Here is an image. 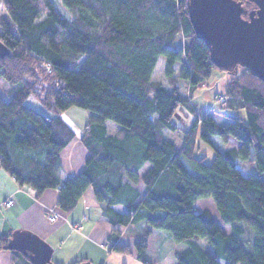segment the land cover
Wrapping results in <instances>:
<instances>
[{
    "label": "trees",
    "instance_id": "1",
    "mask_svg": "<svg viewBox=\"0 0 264 264\" xmlns=\"http://www.w3.org/2000/svg\"><path fill=\"white\" fill-rule=\"evenodd\" d=\"M0 1L15 26L14 32L0 21V40L8 48L0 56V79L10 93L0 96V166L18 186H30L38 195L58 189L57 207L64 212L91 187L111 222L143 228L133 249L144 264H151L147 247L153 229L185 244L175 253V264H264V179L246 176L237 166L253 149L256 168L264 171V80L246 68L226 84L229 99L214 110L226 123L212 112H196L195 88L214 68L227 71L214 65L196 36L187 0ZM159 56L165 57V84L152 78ZM186 83L189 95L181 89ZM31 94L56 112L70 106L88 110L80 136L88 153L77 174L64 179L58 174L73 128L27 104ZM186 109L197 119L184 130L178 118ZM107 120L116 124L115 132H109ZM164 129L180 131L181 142L168 139ZM198 130L206 140L218 135L239 144L215 148L207 162L197 155ZM146 162L150 167L139 176ZM139 180L143 195L133 187ZM203 197L213 199L219 219L207 208L194 210ZM114 204L126 212L114 211ZM247 227L250 249L243 242ZM117 236L111 230L108 249L131 253ZM10 237L0 236V248ZM11 251L31 264L23 253Z\"/></svg>",
    "mask_w": 264,
    "mask_h": 264
},
{
    "label": "crops",
    "instance_id": "2",
    "mask_svg": "<svg viewBox=\"0 0 264 264\" xmlns=\"http://www.w3.org/2000/svg\"><path fill=\"white\" fill-rule=\"evenodd\" d=\"M228 75L220 78L219 87H225L230 80L231 75ZM71 127L74 130L72 125ZM116 129V126H112L109 132H115ZM163 132L172 140L174 138L168 134L174 135L180 131L164 129ZM81 133L80 130H74L72 142L61 151V167L58 171L61 179L77 174L84 166L88 151L80 141ZM149 167L150 163L146 162L138 171V175L141 176ZM133 187L139 190L140 195L144 194L145 188L140 180ZM58 196L59 190L55 188L46 189L38 195L30 186H18L0 166V236H10L14 231H30L37 234L52 247L51 261L54 264H74L80 260L93 264H144L136 257L133 249L138 231L130 228L131 223L124 226L111 222L101 212L103 208L95 199L91 187L84 191L77 205L69 212L57 207ZM8 198L13 199L9 206L5 204ZM112 208L122 214L126 212L122 204H114ZM51 211H57L59 214L55 221L47 217ZM113 229L118 231L117 241L128 245L131 253L108 249L107 238ZM0 264L28 263L15 256L10 249L0 248ZM151 264L159 263L151 261Z\"/></svg>",
    "mask_w": 264,
    "mask_h": 264
},
{
    "label": "water",
    "instance_id": "3",
    "mask_svg": "<svg viewBox=\"0 0 264 264\" xmlns=\"http://www.w3.org/2000/svg\"><path fill=\"white\" fill-rule=\"evenodd\" d=\"M187 10L216 67L237 73L240 66L264 80V0H187ZM6 54L8 48L0 40V56ZM2 248L20 251L31 264H53L52 247L30 231L12 232Z\"/></svg>",
    "mask_w": 264,
    "mask_h": 264
},
{
    "label": "rangeland",
    "instance_id": "4",
    "mask_svg": "<svg viewBox=\"0 0 264 264\" xmlns=\"http://www.w3.org/2000/svg\"><path fill=\"white\" fill-rule=\"evenodd\" d=\"M4 19L10 28L15 32V26L13 23L12 18L10 17L7 10L0 4V21ZM0 32H1V24H0ZM183 43V42H182ZM164 65H165V57L159 56L155 68L153 70L152 78L153 80H157L165 84V76H164ZM75 66H78L75 65ZM176 73L179 71V63L175 64ZM246 68L238 67L237 73L228 72L230 74V80L240 73H242ZM225 71H219L218 69H213L211 73V77L204 81L203 83L199 84L198 87L195 88L193 91V96L191 97V105L195 107L196 112H200L202 114L207 115L209 112H212L215 116V119L219 123H226L228 121L225 115L218 114L217 110L223 109L229 99V96L225 93V87H219V81L222 76H229ZM177 75V74H176ZM229 80V81H230ZM228 81V82H229ZM227 82V83H228ZM226 83V84H227ZM226 86V85H225ZM217 87V88H216ZM223 88V89H221ZM182 91L189 95L191 92L190 85L188 83L185 86H181ZM9 84L4 80L0 79V96L4 98H9ZM190 97V96H189ZM220 97L225 100V103H220ZM27 104L35 108L41 113L50 115V116H60L63 118L70 126L74 127V130L83 132L84 126L88 120V110L79 107V106H70L69 108L56 112L51 109H47L43 104L41 97L35 96L33 94L29 95L26 101ZM200 107L203 108L202 112L200 111ZM215 110V111H214ZM214 111V112H213ZM230 114L235 115H244L243 110H231L225 109ZM183 118H178V125L181 126L184 130L188 129L192 125L196 118L188 109L185 112H182ZM198 116V115H197ZM106 123L108 124L109 130H112V126L116 124L111 121L107 120ZM79 134V133H78ZM82 134V133H81ZM170 137L174 138L179 142H181L183 134L180 132H175V134H168ZM239 141L234 138H230L227 142L223 141L222 138L218 135H210L209 140L205 139L200 135L199 130L195 136V145L198 147L197 155H204L205 160L209 162L213 155L214 149L218 148L219 150H223L226 148H230L233 146H237ZM254 151L251 149L250 154L245 159H238L237 166L241 169L242 173L246 176L252 174H259L260 177L264 179V171H259L256 168L255 159H254ZM207 208L213 212L217 219H219L218 212L216 210L215 203L211 197H203L199 198L195 202L194 210L200 211L201 209ZM57 212V211H55ZM58 213V212H57ZM48 217V215H47ZM59 217V214H58ZM57 217V218H58ZM49 218V217H48ZM50 220V219H49ZM53 221V220H51ZM55 221V220H54ZM228 230V227H226ZM247 233L243 236L244 245L247 249L251 248V238H252V230L250 227H247ZM140 230V231H139ZM138 234L141 235L144 233L143 228H139ZM138 235V236H139ZM248 239V240H246ZM185 244L182 242H175L166 232L162 229H153V232L148 237V247H147V257L153 263L159 264H175V253L183 250ZM205 248L210 249V245L205 243Z\"/></svg>",
    "mask_w": 264,
    "mask_h": 264
},
{
    "label": "built area",
    "instance_id": "5",
    "mask_svg": "<svg viewBox=\"0 0 264 264\" xmlns=\"http://www.w3.org/2000/svg\"><path fill=\"white\" fill-rule=\"evenodd\" d=\"M0 4L2 5L1 1H0ZM219 102L223 104V103H225V100H224L223 98L220 97ZM12 203H13V199H11V198H8V199L5 201V204H6L7 206L11 205ZM47 215H48L49 219H50V220H53V221L56 220L57 217H58V213L55 212V211H51V212H49Z\"/></svg>",
    "mask_w": 264,
    "mask_h": 264
}]
</instances>
